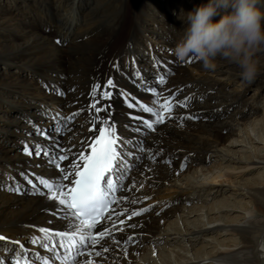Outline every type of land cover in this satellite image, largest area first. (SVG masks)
<instances>
[{"label": "bare ground", "instance_id": "1", "mask_svg": "<svg viewBox=\"0 0 264 264\" xmlns=\"http://www.w3.org/2000/svg\"><path fill=\"white\" fill-rule=\"evenodd\" d=\"M201 2L202 0L0 2V26L3 27L0 29V78L5 79L3 83L0 81V115L9 113L15 106L17 108L18 105L13 106L14 103L24 105L26 116L21 112L20 116H9L14 124L27 120L24 123L28 128L19 133V141L35 139L37 144L50 147V151L58 154L62 149L69 153L70 161L73 159L71 153L78 154L82 145L86 147V143L91 142L98 134V128L101 126L97 119L99 118L114 123L117 135L123 139L135 136L137 140H143L145 149H150L154 155L159 153L155 155V160L148 159L146 153L143 154L141 162L129 160L134 166L128 172L130 175L126 176L123 190L119 193V197L126 199L116 204L117 213L110 221L101 222L106 224L111 235H105L94 247V251H101L102 247L108 248V251L103 252L100 257L93 254L90 257L92 264H133L139 253H142L141 244L123 246L120 239L133 234L132 241L140 238L142 233L152 232L161 234L164 246L159 249L167 251L158 255L149 251L142 257L144 262L141 263L152 260L154 264H159L157 260L161 259L164 264H264V152L258 153L254 145L259 141H263L264 145V118L259 119L263 121V125H258L259 127L257 121L249 122L252 135L249 131L234 128L231 118L229 121H221V118L219 121L213 120L212 115L217 113L222 115L220 117L225 116L224 112L215 108L218 101L224 104L241 98L238 91H228L227 83L222 82L229 68L236 66L218 59L214 69H206L196 57L181 61L173 52L186 27L185 13ZM258 7L264 10V0H259ZM152 38L154 44L151 43ZM153 58L170 68L173 73L167 77V83L163 86L155 85L156 69L153 67ZM133 62L144 78L152 82L155 93L138 90L132 83ZM114 65H118L119 71ZM163 70L160 69L161 72ZM263 73L264 66L259 63L257 76H263ZM109 78L113 79L116 87L110 89V100H101L100 92L105 90L103 85ZM94 84L101 86L95 98L90 95ZM119 89H123L145 106L157 107V101L159 103L169 96H173L177 103L183 105L171 112V118L168 114L170 122L157 125L155 131H147L141 137L138 133L129 131L133 124L129 117L139 116L151 120L152 116L126 107L124 98L119 96ZM57 91L63 95H58ZM33 96L42 98L43 101L39 103L46 105V108L38 107L37 103L36 110L33 106L32 109L29 104ZM228 106L224 104L223 108ZM96 108H107L111 114L107 116L103 111L96 113ZM246 108L247 112L251 110ZM243 109L236 114L246 112H243ZM209 111L211 112L209 115L205 114L204 121L189 122V117H196V114L203 117L200 113ZM47 112L53 115L63 112L64 117L71 115L72 121L76 118L81 119V122L72 123L75 127L68 126L65 133L59 134L52 130V121ZM208 118L210 120H206ZM39 124L42 130L46 131L47 139L36 134L34 125L39 127ZM14 128L0 124V142L3 143L0 154V235L6 238L0 241V257L5 261L8 259L7 250L9 251V246L7 249L5 246L10 244V241H20L35 250L38 248L28 243L30 237L37 235L35 228H65L64 222L51 214L56 211L53 201L45 195L33 194L25 179L27 177L37 183L33 176H55L56 169L48 164L43 152L37 155L35 150L29 147L32 154L27 155L24 151L20 152V149L14 148L16 138H11V134L16 133ZM237 143L245 145L240 149L243 156L242 165L238 169L257 166L263 169L251 187L244 188L239 185L236 189L233 188L234 192L248 196L252 201L240 204L243 214L236 223L215 226V223L221 220L218 213L227 209L230 204L225 201L215 202L216 205L208 207L199 205L186 211L187 215L197 214L198 223L195 226L190 225L191 228L184 225L175 202L183 200L184 194L192 193L191 191L198 187L201 190L208 189L214 194L219 189L214 191L207 188L210 187L209 181L213 182L227 172L221 165L215 164L211 168L197 166L192 152L204 153L205 149L220 145H223L225 152L237 151L240 145ZM176 146L177 150L181 148L187 151L177 160L169 158V155H180L174 152ZM225 152L220 153L218 157L225 159L224 157L228 156ZM233 155L235 156L234 153ZM166 159L171 162L165 164ZM181 163L187 165L186 174L193 168L191 174L195 182L188 180L184 183L180 180ZM67 165L68 161H64L63 167ZM178 181H181L180 184ZM17 183L27 191L16 193L7 190ZM45 191L40 187V192ZM196 198H199V195H196ZM203 200L205 201H200ZM145 208L149 210L142 212L140 216L128 218L133 211L138 212ZM121 221L124 223L121 224ZM116 229L120 230V233L114 234ZM211 231L215 232L211 240L201 239L202 235L208 236ZM233 231L238 233L239 241L233 244L218 242L216 246L211 244L213 240L225 237ZM199 242L203 244L198 247ZM208 246L214 249L211 254L207 251ZM18 251L17 246L13 253ZM80 259L87 260L89 257Z\"/></svg>", "mask_w": 264, "mask_h": 264}, {"label": "snow or ice", "instance_id": "2", "mask_svg": "<svg viewBox=\"0 0 264 264\" xmlns=\"http://www.w3.org/2000/svg\"><path fill=\"white\" fill-rule=\"evenodd\" d=\"M153 59L155 61L153 67L156 69L155 85L163 86L167 83V77L173 73L170 68L161 65L155 58ZM113 67L119 71L118 65ZM161 68L164 69L163 72L160 71ZM137 80L140 82L136 83ZM132 83L138 90L151 93L156 91L155 87L152 86V82L144 78L141 71L135 67L134 62ZM114 87L116 86L113 79H107L103 85L105 90L100 92V99L110 100L112 98L110 89ZM100 88L99 84H94L90 95L95 98L97 90ZM118 93L120 97L124 98L125 105L129 109L135 108L151 114V120L139 116H130L129 118L133 121V124L131 127L125 126L129 127V131L138 133L141 137L147 131H155L157 125L163 124L165 113H168L169 118H171L173 105L168 102L159 104L157 101V107L145 106L135 97L125 93L123 89H119ZM57 94L63 95L59 91H57ZM96 103H99V101H96ZM184 106L187 105L184 104ZM108 108H110V105ZM95 111L96 113L103 111L107 116L111 114L107 108H96ZM75 115L73 114V116ZM49 116L56 125L53 128L55 132L60 131L59 125L63 124L66 127L68 121L72 119L71 116L61 117L58 112L54 115L50 113ZM192 118L189 117V119ZM97 119L101 125L98 128V134L91 142L86 143V147L82 145V149L78 154L71 153L73 159L70 161L68 160L69 153L64 152L62 149L58 154L55 151H50L47 146L42 147L39 144H33L36 154L40 155L43 152L48 164L56 169V174L46 178L37 177V183H33L27 177L25 179L33 194L45 195L46 198L53 201L56 211L51 214L64 222L66 230L53 231L47 227L35 228L37 235L30 237L28 243L38 248L39 251L26 249L20 241H10V243L18 246L19 251L9 256L7 261L0 257V264H92L90 257L93 254L100 257L103 252L108 251V248L104 247L101 251H94V247L100 243V239L105 235H111L110 230L100 223L101 221L111 220L115 211L114 209L110 211L111 205L118 204L122 199H126L117 197L115 194L123 190L121 178H126L127 173L134 166L129 163V160L134 159L141 162L145 153L148 159L155 160V155H159V153L157 152L154 155L150 149H145L143 140H137L135 136L131 139H123L117 135L114 123H109L107 119ZM34 128L37 135L48 138L46 131H42L35 125ZM23 151L27 155L32 154L27 144L24 145ZM86 152L87 154H85ZM137 153L141 155H137ZM60 161H68V165L61 167ZM40 187H43L46 191L40 192ZM7 190L16 193L27 191L18 183L8 187ZM148 210L145 208L141 209L140 212L133 211L128 218L131 219L132 216L140 215ZM106 213L107 215H105ZM123 223L124 221H121V224ZM97 225H100L103 231L94 232ZM129 227L134 228L135 225H129ZM5 239V237L0 236V241ZM131 239L132 237L129 236L128 240ZM84 256H88L89 259L81 260L80 258Z\"/></svg>", "mask_w": 264, "mask_h": 264}, {"label": "rangeland", "instance_id": "3", "mask_svg": "<svg viewBox=\"0 0 264 264\" xmlns=\"http://www.w3.org/2000/svg\"><path fill=\"white\" fill-rule=\"evenodd\" d=\"M0 2H2V3L4 2V4H5L8 2V0H1ZM2 28L3 27L0 26V29H2ZM149 33H151V32H149ZM151 35H153V34L151 33ZM153 41L154 40L152 38L151 39L152 44H154ZM163 45H166V44L163 43ZM256 55H257V59H258L259 63L263 64V66H264V49L259 51ZM4 80L5 79L1 80V78H0V81L2 83ZM222 82L227 83V90L228 91L229 90L238 91L237 93L240 94L241 98L238 101L232 99L233 102H229V101L225 102L224 104L229 105L226 108H223L224 104L222 101H218V104H217V106H215V108H217L216 110H220V111L224 112L225 116L220 117L221 114L219 115V113H217V115H214V116L212 115V119L219 121L220 120L219 118H221V121H226V120L229 121V119L231 118L232 119L231 124L233 125L234 128L243 129V130H245V132L249 131V133H251L250 135H252L253 133L250 129L249 122L254 123L255 121H257L256 122V123H258L257 126L263 125V121L261 122L259 119L263 120V118H264V73H263V76L262 75L257 76L253 81L246 82V81H242V79L239 75V70L237 69V67H234V68L232 67V68H229V72L226 74V76ZM180 90H181V87H180ZM13 94H15L14 91H13ZM34 97L35 96L32 97V101L29 105L31 107L33 106L35 109V106H37L39 104L38 107L42 106L45 109L46 105L39 103V102H41L42 98H34ZM244 104H245V106H244ZM14 105H18V107L16 108V106H15L13 109L11 108L12 111H10L9 113H7V114L3 113V115H0L1 116L0 124L3 126H14L15 127L14 130L16 131V133L11 134V138H16V147H14V148L20 149V152H23L24 145L28 144L29 147H31L33 149V144H37V140L27 138L24 141H19L20 136H21V135H19V133H21V131H23L24 128L27 127L26 124L24 123V121H27V120L25 119L23 122H21V121L16 122L18 125L11 122V117H9L10 115L15 114L14 116H20V112H21L26 116L25 110L23 108L24 105H22L20 103H14L13 106ZM30 106H26V108L30 107ZM33 107H32V109H33ZM246 107H248V109H251V110L247 112ZM205 108H207V107H205ZM241 109H243V112L246 111V112H244L246 115L244 113H241L240 115L236 114V113H238L237 111H240ZM203 110H205V109H203ZM210 112L211 111L202 112V113L199 112L203 117H199V115L196 114L197 116L193 117L192 119H189V122H191V121L192 122L204 121L205 114L207 113L209 115ZM49 113L50 112H47L48 116H49ZM59 114L61 115V117H64L63 114H65V113L59 112ZM6 116H8V117H6ZM70 116H68V117H70ZM49 118H50V116H49ZM50 120L52 121V119H50ZM206 120H210V118H208ZM74 122H76L78 124L81 122V119L75 118L73 121H72V119L69 120L66 127L62 124L61 130L57 133H59V134L65 133L66 129H68V126L75 127L72 124ZM167 122H170V120H168ZM260 123H262V124H260ZM21 124H24L25 126L21 125ZM38 126L42 130L41 125L39 124ZM54 127H56V125H54V123L52 121V126H51L52 130ZM262 136H263V134H262ZM0 137H1V130H0ZM10 143H11V139L9 141V144ZM237 144H240L236 149L237 151L225 152L223 145L222 146L220 145V146L215 147V148L209 147V148L204 150V153H199L196 151V154H195L194 152H192V155H193V157H195V160H196L195 164L197 166L200 165V167H203V168H211V167H213V165L216 164L217 166L221 165L222 167H224L225 168L224 170L225 171L227 170V172H226V175L223 174L221 177H217L213 182L209 181L210 187H207V188H212L211 190H214V191L217 188L219 189L214 194L210 193L208 191V189L201 190L198 187V189L195 188V191L194 190L191 191L192 193L184 194L182 196L183 200H180L179 202H175V206L178 207L177 212L180 213V215H181L180 220L183 221L184 225L186 224L188 227L191 228L190 225L195 226V224L198 223V220H197L198 215L194 214V213L191 215H187L186 211L188 212V210H191L192 208H196L199 205H205V207H208L209 205H216L215 202L216 203L217 202L222 203L225 201H227L230 204H229L227 209H223L220 213H218L219 214L218 216L221 217V220H218V222L215 223V226L228 224V223H236V221L239 220V216L243 214L242 213L243 210H242L240 204H246L247 202L252 201V199L250 197L245 196L241 193L239 194L238 192H234V190L239 185L244 186V188L251 187L252 183L254 182V180L258 179L259 174L263 171V169L259 166L253 167V168L238 169V167L242 165V156H243V153L240 152V149H242V147L245 145L242 143H237ZM2 145H3V143L0 142V154H2L1 153V150H2L1 146ZM7 145H8V143H7ZM254 145H255V148L258 151V153H260L261 151L264 152L263 141H259V142L255 143ZM53 147H55L54 144H53ZM178 149L179 150H177V146H176L174 149V152H175V154H177V152H178L180 155L179 156L169 155V158L173 157L174 159L177 160L178 157H180L183 153L187 152V151H183L181 148H178ZM222 152H225L228 155L227 157H224L225 159L218 157V155H220V153H222ZM233 153L235 154V156L233 155ZM187 154L189 155V153H187ZM173 158H171V159H173ZM201 160H202V162H201ZM5 162H6V160H5ZM170 162H171L170 159H166L165 164H169ZM180 166H181L180 169L182 172V176L180 177V180H183L184 183H185V181L188 182V180L195 182L196 180H195V178H193V176L191 174L193 172V168H190V170H188L187 174H186L185 171L187 169L186 168L187 165L185 163H181ZM234 167H236V169ZM33 177L37 178L35 176H33ZM180 182L181 181H178V184H180ZM188 188H186V189H188ZM233 188H235V189L233 190ZM222 189H225V191ZM237 190H240V189H237ZM196 195L197 196L199 195V198H196ZM201 199H205V201L204 200L200 201ZM170 204H172V203H170ZM169 207L172 208V206H170V205H169ZM167 208L168 207H166V209ZM140 215H137V216H140ZM216 216L217 215H215V217ZM172 218L174 219L175 216H173ZM218 219H220V218L218 217ZM97 229H100V231H103V229L101 227H99V228L97 227ZM118 233H120V230L116 229L114 234H118ZM214 235H215V232L211 231V233H209L208 236L202 235L201 239H203V240L205 239L204 241H206V240L208 241V240H211V238H213ZM130 236H134V235L132 234ZM238 236H239L238 233H236L234 231L229 232L225 235V237H220L218 239L213 240V242L211 244H214V246L218 245V242L225 243V244H233V243L239 241ZM128 237L129 236L120 239V240H122L121 244L123 246H127V245H133L134 246L135 244L140 243L141 249H142V253H139V256L136 257L137 260H135L133 262V264H154V262L152 260H147L146 261L147 263H141L144 260L142 257L144 255H146V253H148L149 251L155 252V255H158L159 253L164 254L167 251L166 249L165 250L162 249V251H160V249H159L160 247L164 246V242L161 238V234H159L158 232H154V233L152 232V234H147V233L143 234L142 233L140 238L137 237L132 241L128 240ZM223 239H226V240L223 241ZM141 240H144V242L141 243L140 242ZM202 244H203L202 242H199L197 244V246L198 247L202 246ZM8 246H9V251L7 250V254H6L7 257L6 258H9V256L12 255L13 251H15V249L17 248V245L12 244V243L6 245L5 246L6 249ZM207 251H209L211 254L214 251V249L212 247L208 246ZM4 253H5V250H4ZM205 261H206V259L203 261V263H205ZM157 262L159 264H164V262H162L161 259H158ZM173 264H180V263L174 262Z\"/></svg>", "mask_w": 264, "mask_h": 264}, {"label": "clouds", "instance_id": "4", "mask_svg": "<svg viewBox=\"0 0 264 264\" xmlns=\"http://www.w3.org/2000/svg\"><path fill=\"white\" fill-rule=\"evenodd\" d=\"M259 0H202L185 13L186 27L173 49L181 61L198 58L214 69L217 60L235 65L242 81L259 72L257 53L264 49V10Z\"/></svg>", "mask_w": 264, "mask_h": 264}]
</instances>
